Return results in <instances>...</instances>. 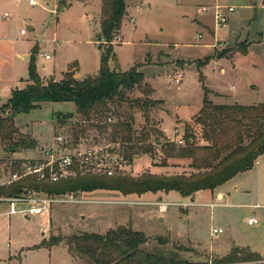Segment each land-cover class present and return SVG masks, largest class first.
Listing matches in <instances>:
<instances>
[{"label":"rangeland","instance_id":"374dc122","mask_svg":"<svg viewBox=\"0 0 264 264\" xmlns=\"http://www.w3.org/2000/svg\"><path fill=\"white\" fill-rule=\"evenodd\" d=\"M36 1L31 5L29 0H0V118L9 116L6 103L12 92L31 82V61L44 82L59 80L65 72L77 69L76 75H81L77 78L83 79L97 74L101 66L105 47V40H98L101 0ZM127 3L122 28L113 37L115 56L109 65L121 71L137 66L144 73V86L127 93L131 102L149 98L161 103L147 114L135 103L123 102L118 107L98 110L94 121H84L74 102H45L29 113L17 114L14 121L20 133L38 144L11 152L0 139V179L14 171L15 162L40 157L59 134H66L70 144L80 149L102 148L101 154L119 176L190 178L204 174L205 170L191 165V159H166L157 148L153 153L139 152L132 161L116 155L112 149L119 146L120 139L117 143L111 141L118 136L110 132L109 124L113 123L114 129L116 121L133 117L136 136L144 137L152 127L158 130L150 133L146 144L158 137L163 144L175 142L177 146L185 145L179 139L189 126L197 136V144L204 145L202 127L195 118L206 90L215 103L264 102V0ZM216 6L226 11L234 7L227 13L228 21L220 26L215 20ZM116 36L121 41H115ZM245 47L246 54L242 51ZM221 53L224 56H218ZM47 54L50 59H46ZM179 73L183 80L176 84L170 76ZM61 114H73L68 125L61 121ZM175 129L179 130L177 135ZM102 175L93 173L89 177ZM29 184L42 191V185ZM73 187L78 190L55 192L65 199L72 200L73 196L74 202L53 204L48 213L0 216V264H94L77 252L71 253L66 242L52 248L41 244L54 235L106 234L120 226L144 232L149 241L141 248L153 254L210 264L223 258V252L232 246H240L264 258V153L252 168L215 189L196 192L193 199L178 191L123 194L117 190H83L80 184ZM167 193L171 196H165L163 202H168L169 208L163 212L157 204L158 195ZM219 195L223 197L219 199ZM211 203L219 205L212 208L207 205ZM254 218L257 222L250 224ZM214 229L221 232L213 234Z\"/></svg>","mask_w":264,"mask_h":264},{"label":"trees","instance_id":"16d2710c","mask_svg":"<svg viewBox=\"0 0 264 264\" xmlns=\"http://www.w3.org/2000/svg\"><path fill=\"white\" fill-rule=\"evenodd\" d=\"M127 8V0H101L98 40L104 39L105 47L97 74L78 79L75 77L78 69L69 70L59 80L51 79L44 82L37 72L34 61H31L29 67L31 82L13 91L6 103L9 116L0 118V139L6 151L20 152L37 146V140L20 133L14 120L17 114L29 113L40 107L42 103L74 102L84 121H94L98 110L131 102L127 93L136 87L144 86V73L139 71L137 66L121 71L118 67L112 69L109 65L110 58L115 56L113 37L122 28ZM242 51L248 53V47ZM218 56L222 57L224 54ZM151 90L147 87V92ZM207 94L208 90L195 118V123L202 127L201 137L207 143L204 145L197 144V136L189 126L183 135L185 145L177 146L175 142L163 144L158 137L155 142L146 144L150 133L158 130L152 127L144 133V137L136 136L133 117L116 121L114 129L113 123L109 124L110 132L118 136L111 141L117 143L118 138L120 139L119 146L112 149L115 154L117 153L116 155L132 161L139 152L153 153L157 148L166 159L176 157L191 159V165L198 170H205L204 174L192 175L190 178L184 175L158 177L148 174L138 179L106 174L92 178L89 177L91 174H86L56 183L27 178L3 190L9 194H17L24 187H32L29 183L33 182L36 187L42 185L41 190L51 195L59 194L55 190L76 191L78 188H74L73 185L80 184L82 185L80 189L83 190H117L123 194L178 191L182 196L190 197L204 189H215L238 173L252 168L258 157L264 153V102L254 105L220 104L211 100ZM161 101L148 98L144 101L132 100L131 103H135L134 105L141 107L148 114ZM59 116L61 121L68 125V119L73 114ZM22 163L15 162L16 167L13 170L17 171ZM68 186L70 188H67ZM148 241V236L144 232L120 226L110 229L106 234L84 232L65 238L54 235L49 240L45 239L41 245L51 248L66 242L71 253L77 252L82 258H87L94 264H199L175 256L145 252L141 246ZM212 264H264V258L260 253L249 248L234 246L228 254L223 258L215 259Z\"/></svg>","mask_w":264,"mask_h":264},{"label":"built area","instance_id":"2783aa9c","mask_svg":"<svg viewBox=\"0 0 264 264\" xmlns=\"http://www.w3.org/2000/svg\"><path fill=\"white\" fill-rule=\"evenodd\" d=\"M31 5H36V0H29ZM215 20L217 25H223L228 21L227 13L232 12L234 7H228L226 11L221 6H216ZM203 11H207L203 7ZM22 33L24 31L22 30ZM115 41H121V37L116 36ZM46 59H50V55H45ZM176 84H181L183 76L179 73L176 76H170ZM109 121L112 118L109 117ZM166 131V129H164ZM176 135L179 133L175 129ZM183 139H179L182 144ZM102 148H85L80 149L70 144V140L66 134H59L54 137L52 145L45 147L40 157L33 158L20 165L19 170L9 171V174L3 179H0V216L22 214L26 217L48 213L53 204L69 202L74 200L73 196L70 199H65L62 195H51L44 191H40L31 187H24L22 191L17 194H9L3 189L10 188L15 183L27 179L34 178L37 181L45 183H56L61 180L75 178L78 176L101 173L109 176L116 175V170L112 167L106 158L101 154ZM223 196L219 195V199ZM77 201V200H76ZM74 202V201H72ZM80 202V201H77ZM160 209L165 212L169 208L168 202L160 201L157 203ZM192 203H183L182 205L188 206ZM214 208L219 205L217 203L207 204ZM255 208L259 205H254ZM257 219H250L249 223L253 224ZM221 230L214 229L213 234H217ZM212 264V263H210Z\"/></svg>","mask_w":264,"mask_h":264},{"label":"crops","instance_id":"0c3cea01","mask_svg":"<svg viewBox=\"0 0 264 264\" xmlns=\"http://www.w3.org/2000/svg\"><path fill=\"white\" fill-rule=\"evenodd\" d=\"M27 26L30 28V29H33V26L32 25H29V24H27ZM22 32V31H21ZM78 75H80V74H78ZM81 76V75H80ZM17 88H19V87H17ZM13 93V92H12ZM11 96H12V94H11ZM10 96V97H11ZM9 97V98H10ZM220 104H222V103H220ZM166 129V128H165ZM172 193V192H171ZM171 193H167V194H165V195H162V194H159L158 195V198H159V200L161 201H163V198L165 197V196H171ZM197 195V194H196ZM196 195H193V196H191V198L193 199ZM153 203H157V202H153ZM56 246V245H55ZM234 246H232L231 248H229L226 252H223L224 254H228L231 250H232V248H233ZM52 248V247H51ZM263 256V255H262Z\"/></svg>","mask_w":264,"mask_h":264},{"label":"water","instance_id":"95a60500","mask_svg":"<svg viewBox=\"0 0 264 264\" xmlns=\"http://www.w3.org/2000/svg\"><path fill=\"white\" fill-rule=\"evenodd\" d=\"M79 75L77 74L75 77L77 78ZM18 89V88H17ZM161 220H162V217H161Z\"/></svg>","mask_w":264,"mask_h":264}]
</instances>
